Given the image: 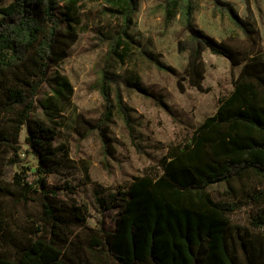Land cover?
Returning a JSON list of instances; mask_svg holds the SVG:
<instances>
[{
  "label": "trees",
  "instance_id": "trees-1",
  "mask_svg": "<svg viewBox=\"0 0 264 264\" xmlns=\"http://www.w3.org/2000/svg\"><path fill=\"white\" fill-rule=\"evenodd\" d=\"M213 1L245 34L250 48L238 50L195 26V0H164L159 8L165 28L179 19L177 46L179 52L188 51L189 85L206 89L203 54L209 51L227 58L232 70L242 65L234 89L190 140L169 147L160 160L161 173L137 176L109 191L94 188L100 226L93 229L87 226L85 206L65 202L47 178L61 167L74 166L68 153H59L54 145L59 128L68 122L65 106L73 88L66 76L51 77V70L69 56L78 31L59 13L61 0H0V113L14 114L8 128H0V141L18 142L25 127L26 142L39 161L35 172L15 174V192L3 187L0 178V189L14 195L16 203L38 206L19 237H11L10 226H0V240L13 239L0 251V264H264V50L253 21L228 2ZM105 2V14L118 22L98 30L100 40L109 44L107 58L126 64L142 57L177 76L184 91L178 70L130 33L138 0ZM106 66L98 85L102 115L90 120L73 109L69 122L85 138L98 133L105 152L113 156L109 124L115 113L133 126L117 86L127 83L170 109L159 95ZM45 84L51 90L42 104L48 121L33 115ZM85 172L88 176V166ZM216 185L226 187L227 198L214 197L211 187ZM65 187L72 188L68 183ZM246 207L252 210V228L231 221ZM111 211L115 227L107 229L104 221ZM82 230H87L85 236Z\"/></svg>",
  "mask_w": 264,
  "mask_h": 264
},
{
  "label": "rangeland",
  "instance_id": "rangeland-1",
  "mask_svg": "<svg viewBox=\"0 0 264 264\" xmlns=\"http://www.w3.org/2000/svg\"><path fill=\"white\" fill-rule=\"evenodd\" d=\"M163 1L138 0L139 6L133 17L130 33L141 40L150 52L178 70L185 86L184 91L178 85L177 76L158 69L142 57L134 56L126 64L118 62L115 58H107L109 44L100 40L97 36L98 30L116 27L118 22L105 14V0H77L74 3L72 0H61L59 13L65 21L73 24L79 38L71 47L69 56L51 70V77L56 73L64 75L73 88L71 100L65 106V122H68L59 128L54 145L59 153H68L74 166L61 167L47 178L49 186L58 188L65 202L85 206L88 214L87 226L93 229L100 226L93 197L94 188L109 191L137 176L161 173L160 160L167 154L169 147L190 140L204 119L217 111L222 98L234 89V80L242 68V65H239L232 70L227 58L206 51L203 54L206 63V89L201 91L190 86L185 78L188 51L179 52L177 46L181 25L177 17L170 27L163 26V12L159 8ZM223 1L234 6L243 18L256 24L260 31V46L264 50V0ZM193 24L238 50L251 46L245 34L230 20L228 14L222 13L216 7L213 0H195ZM104 65H109L106 67L110 72L121 73L126 80L137 82L143 88L156 93L170 109L167 111L158 105L154 98L127 83L122 82L117 86L123 103L129 109L133 126L129 127L122 116L115 113L109 124L114 140L113 156L105 152L98 133L85 138L78 134L69 122L73 109L90 120H96L102 115L104 105L98 85ZM50 93L48 84L41 87L34 117L48 121L42 104ZM13 116L12 113L1 112L0 128L7 129L9 119ZM0 142L1 185L15 192V174L35 172L39 161L26 142L25 127L18 142ZM18 159L20 160L16 161ZM85 166L89 167L88 176ZM67 183L72 186L71 189L64 188ZM211 192L217 199L228 197L224 185L211 187ZM15 198L0 189V226H10L13 232L11 237H19L20 232L29 226V215L38 210L36 203H16ZM250 212L252 210L246 207L233 214L232 223L245 224L252 228ZM115 221L116 214L111 211L106 216L104 226L114 229ZM262 232L264 233V229ZM86 233L87 230H82L83 236ZM12 241L13 239L9 238L1 239L0 251L7 250Z\"/></svg>",
  "mask_w": 264,
  "mask_h": 264
}]
</instances>
